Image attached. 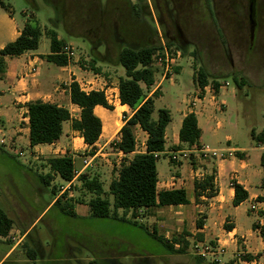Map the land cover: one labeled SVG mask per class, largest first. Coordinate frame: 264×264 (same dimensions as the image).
<instances>
[{"label": "rangeland", "instance_id": "374dc122", "mask_svg": "<svg viewBox=\"0 0 264 264\" xmlns=\"http://www.w3.org/2000/svg\"><path fill=\"white\" fill-rule=\"evenodd\" d=\"M2 1L10 6L17 20L28 21L41 28L42 36L37 49L39 53H49L50 40L45 31L53 29L64 43L73 47L76 58L71 63L76 59L82 70H90L88 64L92 48L102 57L107 50L114 59L116 53L124 46L139 47L148 44L158 46L162 39L167 44L169 42V47L180 51L174 80L173 82L164 80L157 88L161 96L155 99L152 114L153 119H156L159 109L169 110L173 120L167 128L168 144L171 140V130L178 124L189 95L197 84L200 67L208 75L210 85L213 81L227 83L221 90L218 104L211 112L212 118L207 125H204L202 116H198L204 130L203 142L210 147L220 148L226 146L225 136L229 134L233 136L232 144L249 147L255 143L250 131L252 129L255 132L264 131V50L248 52L237 48L230 51L232 41L225 19L220 20L216 26L210 19L204 0H192V4L183 6V10H180V7L178 9L179 24L189 43L183 48L164 36L152 0H62V11L44 0H34L37 10H33L26 0ZM134 4L137 5L135 7L137 12L133 11L134 8L131 10ZM223 15L226 17L227 8ZM53 23L56 27H53ZM262 39L264 40V36ZM182 50H185V53L182 54ZM103 68H99V73L102 76L110 75L103 71ZM119 68L124 74V69L121 66ZM115 72L113 76H117ZM233 76L240 86L236 84ZM154 79L158 82V74H154ZM141 86L144 96L153 87L152 85L147 88L144 84ZM118 122L122 126L123 116H118ZM22 125L23 123H20V126ZM117 134L118 132L114 136ZM19 136L18 142L11 139L6 144L0 143V209L13 221V234L21 235L47 203L60 193L61 186H65L56 175H52L53 179L48 186L41 183L39 176L49 173L46 164L48 158L73 156L74 169L78 172L82 167V160L92 157L90 154L93 152L95 157L79 175L97 178L103 187L102 197L112 202V197L107 193L108 186L117 176L124 157L115 155L116 151L110 143L96 154L102 145L88 149L78 139L80 136H73L75 139L58 146L57 152L53 153L57 149L53 147L52 153L41 155L28 147L22 133H19ZM140 142L139 140V145ZM1 149L11 154L13 158L2 154ZM191 156L194 158L193 154ZM189 159L192 160L190 157ZM177 160L178 157L168 162V156L165 155L157 158L156 168L160 180L170 175L181 176V172L186 171L185 166L180 169L181 172L178 170L173 173L175 167L172 165L182 163L180 161L178 163ZM188 163L189 160L186 164ZM224 165L226 170L230 168V163ZM63 195L65 197L61 199L62 202L72 200L73 206L77 204L87 206L88 201L93 198V194L85 190L77 178ZM207 203L205 200L200 201L202 205ZM249 205L250 202L234 209L230 204L224 214L235 216L239 236L246 238L248 247L259 249V237L251 234L253 217L247 212ZM138 214L135 222L147 227L149 231L158 222L173 226L168 240L182 232L188 234L186 240L189 246L186 253L170 254L161 243L151 238L145 229L130 223L110 218L69 217L61 212L59 206H55L44 212L39 218L41 220L34 223L24 243L19 244L1 264H227L226 262L233 258L223 261V257L230 251L229 237L223 225L218 222L212 224V231L215 233L213 237L198 236L195 221L202 220L201 214L195 213L194 219L185 224H171L182 216L181 211L174 207L154 208ZM126 216L132 220L131 212ZM155 226L157 228V225ZM177 228H180V231H177ZM160 231L159 229V235L166 239ZM216 241H220L223 250L220 259L224 263L214 261L210 255L203 257L202 262H198L195 259L197 256L193 254L192 244L204 242L214 245ZM13 246L14 241L0 237V260ZM28 249L36 251L34 260L28 259L26 255Z\"/></svg>", "mask_w": 264, "mask_h": 264}, {"label": "trees", "instance_id": "16d2710c", "mask_svg": "<svg viewBox=\"0 0 264 264\" xmlns=\"http://www.w3.org/2000/svg\"><path fill=\"white\" fill-rule=\"evenodd\" d=\"M26 1L33 10H37L38 7L34 0ZM44 1L60 10L62 9V0ZM0 7L5 10L10 8L2 0H0ZM135 7H137L136 4L132 5V8H134L133 11L137 12ZM53 24V27H56V24ZM45 34L50 40V50L47 55L41 56V58L57 66L68 65L69 61L67 57L61 52L65 44L63 41L58 40L56 31L49 29L45 31ZM41 36V28L37 24L27 22L23 26L19 36L0 49V76L6 70L5 57L19 56L27 51L36 50L39 46ZM156 48L157 46L152 44L139 47L124 46L116 53L114 59L110 57L107 50L103 57L97 51H94V48L91 50V58L88 65L92 72L99 73V68L95 67L97 61L108 65L121 66L124 69V76L118 79V99L121 105H126L132 110V114L130 117L123 115L124 123L118 132L119 140L112 141L110 145L116 151L123 154L134 153L136 147L134 127L138 126L147 134L145 151L143 153H135L131 159L124 157L123 164L120 166L117 176L109 183L107 193L112 197V202L108 198L102 197L104 193L103 187L97 178H89L85 175L76 176L74 162L70 156L48 158L46 164L49 168V173L45 176H39V179L43 185L48 186L53 179L52 175L58 176L62 182L66 183L72 182L77 178L81 182L82 187L93 194V198L87 203L91 217L101 219L110 218L143 228L151 238L161 243L170 254H185L189 246V242L186 240L188 234L182 232L177 237L166 240L158 235L155 226L149 231L147 227L135 222V219L139 215L138 213L141 211L188 203L184 189L157 191L158 173L156 160L157 155L165 150V132L171 122V116L169 110L159 109L157 118L153 119L154 98L160 96L159 91L156 89L151 96L146 97L141 87V84H144L147 88H150L154 84V72L149 66L153 60ZM181 53H185V50H182ZM233 79L240 86L235 76H233ZM208 84V75L200 67L197 73V85L203 89ZM211 85L217 92L220 84L217 81H213ZM68 89L71 104L77 106L80 110L78 119H72L70 112L66 108L49 102L35 100L27 103L28 140L30 147L42 144L50 145L57 142L62 135L63 122L71 120V129L79 133L84 144L92 146L93 149L95 148V144L102 133V122L95 115L94 108L101 106L109 111H113L114 107L107 102L103 91L91 90L85 92L75 81L69 84ZM1 125L2 120L0 119ZM250 136L257 145L264 143V132L256 134L252 129ZM200 137L201 129L198 127L197 119L194 114L189 113L183 118L178 132L179 145L172 147L170 150L180 151L183 149V146L188 149L192 147L197 148ZM1 152L13 158L5 150L1 149ZM90 155H93V152ZM190 158L193 159V156L190 155ZM169 161H171L170 158ZM260 166L264 178V151L260 156ZM262 186L264 185L262 184ZM231 187L234 192L231 203L233 207H237L248 199V193L242 185L235 181L232 182ZM53 191H55L54 188ZM216 195L217 189L215 186L214 172L204 175L199 180L195 179L193 181V196L196 204H200L202 200H210ZM64 197L65 195L63 194L57 198L54 197L55 200L51 208L59 206L64 215L76 217L72 211V200L62 202L61 199ZM256 201L263 202L264 198L257 197ZM119 210L122 211L121 215L118 214ZM128 212H131L132 220L126 218ZM201 217L202 220L197 219L195 221L196 229H202L203 227L205 215L201 214ZM12 225L13 221L0 209V237L6 238L12 229ZM233 228L234 226L225 220L223 229L226 232H230ZM252 228L256 229L257 225H252ZM260 230L264 233V227ZM28 236L29 234H27L26 238ZM175 245H179V248H175ZM26 255L28 259L34 260L36 251L28 249L26 250ZM195 259L198 262L204 260L201 257Z\"/></svg>", "mask_w": 264, "mask_h": 264}, {"label": "crops", "instance_id": "0c3cea01", "mask_svg": "<svg viewBox=\"0 0 264 264\" xmlns=\"http://www.w3.org/2000/svg\"><path fill=\"white\" fill-rule=\"evenodd\" d=\"M27 22L28 21L17 20L13 16L11 8L5 10L0 7V49H2L7 43L14 41L19 36L23 26ZM57 38L58 40L62 41L58 34ZM64 44L68 45L66 43ZM37 49L34 51H27L19 56L4 58L6 62V70L0 76V119L2 120V125L0 126V143L6 144V142L11 139H15L16 142H18L20 137L19 133H22L23 138H25V142L27 141L28 147L32 151L42 155L46 153H52L51 149L53 147L57 148L53 151V153H55L59 149L58 146L67 144L70 140H74L75 138L73 136H80L77 131L71 129V120H69L63 122L62 135L60 139L55 143H52L50 145L42 144L30 147L28 140L29 132L26 105L30 101L42 100L43 102L55 104L57 106L66 108L70 112L72 119L79 118V108L71 104L69 100L68 87L72 81L77 82L79 86L82 83L86 84L87 87L84 90L85 92H89L91 90H109L115 92V100L112 101V103L107 100V102L114 107L113 111H109L101 106H96L94 108L95 115H97L102 122V133L95 144L96 147H99V145L102 146L96 151V154L112 141H118L119 134L114 136L116 133H113L114 121L116 120V111H118L119 116L127 115V117H130L132 114V110L128 106L121 105L119 103L118 79L119 77L124 76L119 66L108 64L105 65V63H102L101 61H97L95 67H104L103 71L105 70L110 74L108 76H102L100 73H94L88 69L82 70L78 66L76 59L72 63H68V65L66 66H57L49 63L41 58V56L47 55L48 53L41 54L37 51ZM90 58L91 56L89 57V60ZM113 72H115L117 76H113ZM110 78L111 80H109ZM159 87L160 86L156 85V80L154 79L153 87L145 96H151L152 93ZM198 89H200L201 97H203L202 101L196 105V108L194 110V115L197 119L198 127L201 129V137L199 139L197 147L199 149H195V147L188 149L187 147L183 146V149L179 152H182L184 154L182 156H178V163L179 161L182 162L181 165L178 164L172 166L175 167L173 173L178 170L180 171V169L184 168L185 166L186 171H180L182 173L181 176L176 177L174 175H170V177L162 180L159 179V173L157 172V191L171 189H184L186 191V196L188 199L187 204L165 206L160 207V209L174 207L181 211L182 216L179 219L171 222V224H185L188 221L191 222L194 219L195 213L204 214L205 218L203 219V227L202 229L196 230L200 238L207 236L213 237V235H215V233L212 231V224H214L215 222L223 225L225 220H227L229 224H232L234 226L232 231L226 232V235L229 237L228 249L230 251L226 256L223 257V261H225L226 259H231V255L237 251H243L253 254L264 249V233H262L259 228L253 229L251 231V234L259 237L260 247L259 249L250 248L248 247L246 238L239 236L238 234L236 217H231V215L224 214L225 209L229 208L230 204L232 205L231 202L234 192L231 184L233 181H235L238 184L242 185L243 188L247 191L248 199L242 202L237 207H234V209H238L245 203L250 202L247 212L253 217L252 225H257L258 221L264 220V201H256L257 197L264 198V186H262V184L264 185V178L262 174V168L260 166V156L264 151V143L261 145H257L256 143H254V145H251L249 147H240L237 144H232L233 136L227 134L225 136L226 146L218 148L206 145L203 142L204 130L200 124L198 116L201 115L204 125H207V122H209L212 118L211 112L216 108L218 104L217 101L218 97L221 94V90H223L224 88H220L216 92L210 84H208L203 89H201L196 84L191 93L195 91L198 92ZM157 98H154V101ZM220 104H222V102H220ZM117 107L119 109H117ZM72 112H74L75 114H72ZM187 114L188 112L185 108V110L181 112L178 124L171 130L170 144L167 143L168 127L166 128L165 150L164 152L158 154L157 158L159 156L165 155L168 156V162H170L169 155L173 152L170 150V148L172 146L175 147L179 145L178 132L181 127L182 120ZM104 119H106V123ZM172 120L173 119L171 118V122ZM20 123H23V125L20 126ZM123 123L124 122H122V125ZM105 124L107 126L106 132H104ZM133 131L136 140L135 152L130 154H123L115 150V155L131 159L135 153H143L145 151V141L147 139V134L143 132L138 126H135ZM258 133L260 132H256V134ZM78 139L83 143L81 137H79ZM139 140L141 141L140 145L138 143ZM83 145L88 149L92 148V146H88L84 143ZM206 149L210 151H216L217 155H209L206 159H203L201 156V152ZM191 154L194 155V158L192 160L189 159ZM221 154L223 155L222 157L220 156ZM71 158L73 159V156H71ZM188 160L189 163L186 164ZM225 163H230V168L227 170L225 169ZM212 172H214L215 175L217 195L212 199L207 200L208 203L206 205L196 204L194 202L193 196V181L195 179L199 180L204 175L211 174ZM72 183L73 181L71 182V184ZM63 184L67 186L68 183L63 182ZM59 196L60 193L56 195L55 198ZM55 198L47 203L46 207L34 219L31 225L27 229H25V231H23L19 244L24 243L23 241L26 239L27 234H29L30 230L33 228L34 223H36L38 220H41L39 218L44 214V212L46 210L49 211L52 209L51 206ZM252 207L253 209H251ZM87 208V206L81 204L74 205L72 208V211L76 215V217L74 218L81 216L84 218L91 217L90 211ZM118 214L121 215L122 211L119 210ZM126 218H128V216H126ZM155 225H157L158 228H156L158 231V235L160 229V232L164 234V238L167 239L170 230L173 229V226H167L166 223L160 224L159 222L157 224H154V226ZM176 230L180 231V228H177ZM10 232H12V229L10 230ZM18 245L11 247L5 253V255L0 260V264L9 254L13 253Z\"/></svg>", "mask_w": 264, "mask_h": 264}, {"label": "flooded vegetation", "instance_id": "af4514ba", "mask_svg": "<svg viewBox=\"0 0 264 264\" xmlns=\"http://www.w3.org/2000/svg\"><path fill=\"white\" fill-rule=\"evenodd\" d=\"M152 1L157 9L164 36L170 42L178 44L181 48L187 47L189 43L179 24L178 9L180 7V10H183V6L187 7L188 4H192V0ZM204 1L207 5L210 19L216 26L220 20L225 19L232 41L230 51H235L237 48L248 52L264 50V40L262 39V36H264V0ZM225 8H227L226 17L223 15ZM115 28L117 29L116 24Z\"/></svg>", "mask_w": 264, "mask_h": 264}, {"label": "built area", "instance_id": "2783aa9c", "mask_svg": "<svg viewBox=\"0 0 264 264\" xmlns=\"http://www.w3.org/2000/svg\"><path fill=\"white\" fill-rule=\"evenodd\" d=\"M61 52L67 57L69 63L76 58L75 56V51L72 46L70 45H65L62 49ZM180 56V51L174 50L172 47H169V45L164 42L162 39H160L159 44L154 52L153 60L149 66L151 70H153L154 74L159 76L158 82H156L157 86H160L161 83L164 80H169L173 82L174 77L176 75L177 68V60ZM220 84V83H219ZM227 86V83L220 84V88H225ZM86 84L82 83L80 85V88L84 91L86 89ZM104 92L106 99L110 102L114 101L116 98V94L114 91H107V90H101ZM201 94H200V89H198V92H193L189 95V99L186 102V111L192 114H195V108L196 105L202 101ZM196 149V148H195ZM181 151V150H180ZM184 153L179 152V151H173L170 155L169 158L170 160L176 159V155H183ZM201 156L203 159H206L209 155L216 156L217 152L214 150H204L201 152ZM221 157L223 156L222 154L220 155ZM95 156L92 155L90 158H84L82 160V167L81 169L76 172V176L79 175L81 171H84L91 163L92 159ZM178 161V160H177ZM71 185V182L67 184V186H61V191L60 195L64 193L66 189H68ZM253 209V207L251 208ZM264 227V220H260L257 223V228L261 229ZM6 238L11 239L14 241V246L18 245L21 241V235H15L13 232H9L8 236ZM168 240V239H166ZM220 241H216L214 245L206 244L204 242H194L192 244L193 248V254L197 257H205L207 255H210L214 261L219 262V263H224L220 259L221 255L223 254V250L220 246ZM175 248H179V245H175ZM233 258L231 260H228L226 263H231V264H264V249H262L259 252L256 253H246L243 251H237L233 254Z\"/></svg>", "mask_w": 264, "mask_h": 264}, {"label": "bare ground", "instance_id": "6f19581e", "mask_svg": "<svg viewBox=\"0 0 264 264\" xmlns=\"http://www.w3.org/2000/svg\"><path fill=\"white\" fill-rule=\"evenodd\" d=\"M118 116H119V113H118V111H116V120L114 121V131H113V133H117L118 131H119V129H120V127H121V124L118 122ZM108 117V116H107ZM115 117V116H114ZM104 121H105V123H106V119H104ZM109 127V126H108ZM106 128H107V126H106V124L104 125V132H106Z\"/></svg>", "mask_w": 264, "mask_h": 264}]
</instances>
